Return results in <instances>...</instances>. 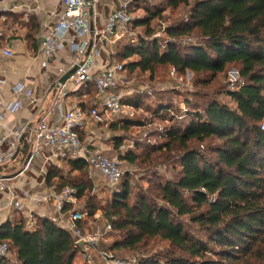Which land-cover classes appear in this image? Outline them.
<instances>
[{
    "label": "trees",
    "instance_id": "trees-1",
    "mask_svg": "<svg viewBox=\"0 0 264 264\" xmlns=\"http://www.w3.org/2000/svg\"><path fill=\"white\" fill-rule=\"evenodd\" d=\"M163 1L172 9L188 7L186 19L166 28L169 39L164 44L137 37L112 46L111 58L123 64L127 81L136 69L152 76L156 67L169 66L178 73L214 78L233 65L242 84L218 94L226 101L211 98L201 110L175 116L170 102L156 108L155 116L167 117L169 124L159 131V142L150 152H162L175 173L153 183L154 192L147 189L134 198L128 172L112 186L104 181L112 194L103 217L119 235L109 250L136 249L159 238L170 249L135 264H264V0ZM142 9L145 15L133 17L130 29L144 26L150 35V23L161 16L162 8ZM25 24L35 27L32 19ZM188 38L194 41H185ZM90 85L83 84L87 89ZM90 90L92 96L87 92L80 102L83 109L95 103L94 88ZM136 101L122 99L129 106L138 105ZM105 123L123 131L142 125L124 115ZM120 138L113 136L116 150ZM115 157L121 165H132L139 156L128 151ZM64 161L66 174L49 166L45 181L55 191L73 186L78 199L95 180L84 160ZM69 172L81 177L73 180ZM81 209L91 216L97 208L88 200ZM0 241L8 243L14 257L10 254L0 264H73L79 251L66 230L38 215L31 229L23 217L1 223Z\"/></svg>",
    "mask_w": 264,
    "mask_h": 264
},
{
    "label": "built area",
    "instance_id": "built-area-1",
    "mask_svg": "<svg viewBox=\"0 0 264 264\" xmlns=\"http://www.w3.org/2000/svg\"><path fill=\"white\" fill-rule=\"evenodd\" d=\"M100 2L101 0H61V10L56 22L42 34L40 51L46 58H52L58 50L66 49L71 58L68 69L76 67L75 72L64 83L61 84L57 80L49 87H54L55 90L53 107L42 119L34 123L28 117L15 128L6 129L4 135L0 137V148L7 146L0 149V168L18 164L16 156L21 146H24L27 153L22 165L17 168V175L32 169L36 160L41 164L38 175H43L44 166L50 162L81 159L88 164L92 174L100 175L110 186L118 183L123 176L125 170L117 158L106 155L94 141L84 139L81 133L88 122H99L104 114L116 118L124 115L126 105L122 102L124 97L122 89L127 83L125 69L121 62L111 58V49L120 40L128 39L135 42L137 39V35L130 29L133 19L129 12L131 0L106 1L105 6L109 12L103 16L99 14L100 23L96 25L92 14H95ZM21 7L22 5L14 0H0L1 20H5L6 13ZM1 54L6 57L13 55L9 47L3 48ZM86 83L94 85V105L83 109L81 104L77 103L65 110L63 101L68 97L70 90ZM241 84L240 79L231 81L230 89ZM12 93L13 99L4 104L3 112L0 113L1 125L4 112L16 113L22 109L21 96L29 99L30 103L37 104L31 88L23 83H16ZM5 176L7 175L0 172V194L7 192L6 206L21 212L28 229L33 228L35 215L47 217L72 236L77 248V243L83 242V248L78 250L88 262H93L91 254L96 253L103 260V264H131V261L99 250L98 245L103 233L110 232L112 227L109 223L102 227L99 224L88 227L86 224L90 217L88 212L72 207L77 201L76 188L67 185L60 191L53 189L30 192L24 188H17L11 182L8 183L15 176L11 178ZM23 200L37 205L50 203L56 217L53 218L44 212H35ZM67 205L71 206V209L65 210ZM9 257L8 243L0 241V260Z\"/></svg>",
    "mask_w": 264,
    "mask_h": 264
},
{
    "label": "rangeland",
    "instance_id": "rangeland-1",
    "mask_svg": "<svg viewBox=\"0 0 264 264\" xmlns=\"http://www.w3.org/2000/svg\"><path fill=\"white\" fill-rule=\"evenodd\" d=\"M106 1L108 0H101L98 8L102 7ZM142 6H147L148 8L160 6L162 13L161 16L151 21L150 28L152 33L150 35L146 34V28L144 26L136 27L134 33L137 37H144L146 40L158 39L162 44L169 39L165 35L166 28L180 20L186 19L188 10V7L183 6L175 9L166 7L164 6L163 0H131L130 10L132 11L133 17L141 18L145 15ZM9 22H11L10 19ZM15 25L10 26L9 24V27H14ZM25 25V23L17 24L16 27L23 29ZM28 26L26 27L27 34L29 37H32L35 35V31ZM185 41H194V39L188 38ZM176 43H179V40H176ZM135 58L132 57L131 60ZM125 76L127 80L126 72ZM237 79H239L237 68L233 65H229L225 72L217 74L214 78L206 73L195 74L190 71L178 73L169 66L156 67L152 76L147 72H140L136 69L128 76V81L122 89V94L127 100H138L136 101L138 105H126L124 108V116L128 119L138 120L142 125L132 126L126 131L119 129L111 130L107 123L99 126L96 125L91 128L87 138L88 140L100 142L107 146L110 156H117L119 153L126 154L128 151L137 154L139 157L132 165L128 164L127 161L122 163L125 172L129 173V183L132 191L131 196L134 198L147 189L154 192L151 188L153 183L157 180L171 177L175 173V170L172 168V163L169 160L166 161L162 152H150L152 146L159 142L157 135L159 131L169 124L167 117L165 120H161L155 116L154 112H156V108L170 102L172 104L171 113L173 112L175 116L193 112L197 108L201 110L204 104L211 98L226 101L227 98L218 94L230 88V82ZM91 88H94L93 84L88 89L83 86L79 89V93L84 92L86 94L88 92V96H92ZM75 94L76 92L74 91L70 92L71 96ZM185 99L190 102L189 107ZM113 136H121V146L118 150L113 148ZM135 143L140 145V147L135 149ZM210 143L213 144L216 141L212 140ZM146 153L149 154V158ZM67 171L68 168L63 166L62 173L66 174ZM69 174L71 176L70 178L76 181L81 177L79 173L69 172ZM90 176L95 180L93 188L87 189L72 207L81 209L85 207L88 200L93 202L97 209L88 218L86 224L88 227H94L98 224L102 227L106 223L103 217V208L109 202L112 192L105 186L104 180L98 174L91 173ZM48 215L53 218L56 217L55 212L52 213V211ZM116 239H119V235L113 231L103 233L98 245L99 250L110 252L117 258L131 261V264L141 257L162 256L170 249L166 241L154 238L143 242L136 249L109 250L110 244ZM10 254L11 259H13V253L11 252ZM91 257L93 260L92 263L85 260L81 252L78 251L73 260V264H103V260L99 254L93 253Z\"/></svg>",
    "mask_w": 264,
    "mask_h": 264
},
{
    "label": "crops",
    "instance_id": "crops-1",
    "mask_svg": "<svg viewBox=\"0 0 264 264\" xmlns=\"http://www.w3.org/2000/svg\"><path fill=\"white\" fill-rule=\"evenodd\" d=\"M17 4H21V9L8 12L5 15V20L0 18V113L3 112L4 104L13 99L12 89L16 83H23L26 87L31 88L33 95L37 99V104L30 103V100L21 96L23 107L16 113L4 112L3 125L0 124V137L4 135L6 129H13L26 118H31L32 122H38L42 119L47 112L53 107V100L55 90L54 87L49 88L55 81L66 72L70 65V55L66 49L58 50L52 58H46L40 51V43L42 34L47 28L56 22L57 15L61 10V0H14ZM112 2V0H110ZM109 0L107 2H110ZM106 3L102 7L96 8L95 14H92L93 22L96 25L100 23V17L109 12L106 8ZM98 14V15H97ZM9 19L11 22H9ZM32 19L35 24L33 30L35 35L29 37L27 34V26L19 29L17 24H23ZM16 24L14 27H9ZM31 25V23H30ZM30 27V26H28ZM4 37V38H2ZM3 40H2V39ZM2 40V41H1ZM9 47L13 53L11 57H6L1 54L3 48ZM83 85L70 90L76 92L74 96L68 94V97L63 101V108H67L80 103L85 93H79V89ZM87 109V108H86ZM55 119L56 114L54 115ZM122 117V116H121ZM121 117H112L104 114L101 116V121H90L81 131L83 138L88 139V133L91 128L96 125H104L107 120H118ZM86 136V137H85ZM106 155H109V148L100 142H95ZM3 146L0 149H5ZM27 149L21 146L16 156L18 164L14 163L12 166L7 165L5 168H0V172L4 175L14 174L17 168L22 165L26 156ZM114 157V156H111ZM18 165V166H16ZM41 164L36 160L32 169L22 172L21 174L13 177L8 183H13L17 188H24L30 192H45L53 190L51 185L45 181L47 169L53 166L58 169H63L65 166L64 160H55L44 166L45 172L43 175H38ZM66 167V166H65ZM18 168V169H19ZM57 181V180H56ZM53 184V181H52ZM18 189L16 194H18ZM8 198L7 192L0 194V224L7 220H17L22 217L21 212L9 208L5 202ZM30 208L35 212H44L49 214L50 211L54 213L50 203L35 204L26 202Z\"/></svg>",
    "mask_w": 264,
    "mask_h": 264
},
{
    "label": "water",
    "instance_id": "water-1",
    "mask_svg": "<svg viewBox=\"0 0 264 264\" xmlns=\"http://www.w3.org/2000/svg\"><path fill=\"white\" fill-rule=\"evenodd\" d=\"M90 14H91V9H90ZM75 69H76V67H72V68L68 69L66 72H64V74L58 80L59 83H61V84L64 83L75 72ZM17 174H18V172H15L14 174L7 175L5 177L11 178V177H13V176H15ZM77 246L81 250L83 248V242L79 241L77 243Z\"/></svg>",
    "mask_w": 264,
    "mask_h": 264
}]
</instances>
